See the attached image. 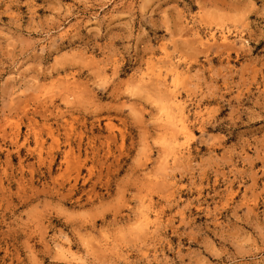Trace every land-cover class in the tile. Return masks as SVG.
<instances>
[{
    "label": "rangeland",
    "instance_id": "rangeland-1",
    "mask_svg": "<svg viewBox=\"0 0 264 264\" xmlns=\"http://www.w3.org/2000/svg\"><path fill=\"white\" fill-rule=\"evenodd\" d=\"M0 264H264V0H0Z\"/></svg>",
    "mask_w": 264,
    "mask_h": 264
},
{
    "label": "bare ground",
    "instance_id": "bare-ground-1",
    "mask_svg": "<svg viewBox=\"0 0 264 264\" xmlns=\"http://www.w3.org/2000/svg\"><path fill=\"white\" fill-rule=\"evenodd\" d=\"M228 41V39H227V37L226 36H223L222 37V42L223 43H226ZM174 66H176V65H174ZM173 68L174 67H172L171 69L173 70ZM176 71V70H175ZM157 73V72H156ZM155 73V74H156ZM164 76H166V74H163V77ZM156 78H157V80H162L164 83L166 82V80L164 79V78H162V76H161V74H158L157 76H155ZM147 78L146 77H141L140 78V81L141 82H145V80H146ZM159 82H161V81H159ZM158 82V83H159ZM167 86V84H165V87ZM160 89V88H159ZM166 89H168L169 90V92H168V94H169V96H168V103H169V105L173 108V109H175L176 111H177V115H178V121H177V123H174V121L173 122H171V119L170 118H172L170 115H172V114H169L168 115V117L169 118H167V120H166V122L167 123H170V125L172 126V127H176L175 129V132H176V135L177 136H175L174 137V140H173V142L174 143H176L177 142V140H178V136H183V135H189L190 133H188L189 131H188V129H187V125H186V122H187V119H186V111H185V109L183 108V106L180 104V101H179V98H178V96L173 92V90H171L169 87H166ZM164 91V90H163ZM165 97H167V96H165ZM167 106V105H166ZM166 108H168V107H166ZM168 110V109H167ZM169 113V112H168ZM167 113V114H168ZM172 113V112H171ZM174 113V112H173ZM174 116H175V114H174ZM166 118V117H165ZM169 119V120H168ZM173 120H174V118H173ZM177 120V119H176ZM173 130V129H172ZM189 137V136H188ZM185 138V137H184ZM187 138V137H186ZM177 144V143H176ZM174 146H175V144H174ZM177 146V145H176ZM178 147H181L180 145H178ZM183 147V146H182ZM172 151H174V150H172ZM178 156L177 154H175V153H173V156ZM175 156V157H176ZM180 156V155H179ZM178 156V157H179ZM178 157H176V158H178ZM174 158V157H173ZM146 219H148V217L146 218ZM154 219V218H153ZM150 221V220H149ZM145 222V221H144ZM147 222H148V220H147ZM146 222V223H147ZM146 226V225H145Z\"/></svg>",
    "mask_w": 264,
    "mask_h": 264
}]
</instances>
